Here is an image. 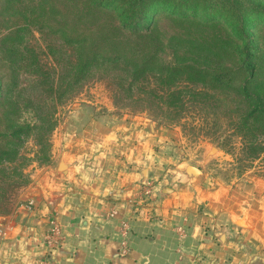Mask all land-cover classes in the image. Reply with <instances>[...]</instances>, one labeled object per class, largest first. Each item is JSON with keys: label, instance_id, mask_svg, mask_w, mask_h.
Returning <instances> with one entry per match:
<instances>
[{"label": "crops", "instance_id": "0c3cea01", "mask_svg": "<svg viewBox=\"0 0 264 264\" xmlns=\"http://www.w3.org/2000/svg\"><path fill=\"white\" fill-rule=\"evenodd\" d=\"M199 157L177 128L74 108L20 204L0 216V264H38L51 222L62 238L54 264H264V178L219 183Z\"/></svg>", "mask_w": 264, "mask_h": 264}, {"label": "rangeland", "instance_id": "374dc122", "mask_svg": "<svg viewBox=\"0 0 264 264\" xmlns=\"http://www.w3.org/2000/svg\"><path fill=\"white\" fill-rule=\"evenodd\" d=\"M39 1L20 0L12 9L4 10L0 0V40L11 31L20 30L25 58L30 56L26 49L32 50L46 76L64 96L60 99L50 96L49 90L40 84L41 79L32 71L34 69L28 67L27 59L28 63L11 65L0 51L1 95L4 96L7 90L5 85H9V93L0 106V133L5 130L3 117L8 110L14 112L16 124L39 128L21 139L23 143L14 149L12 161L0 164V216L9 215L20 204L31 170L49 160L54 130L78 107L84 108L92 117L141 115L177 128L183 145L190 154L198 157L197 161L199 156L207 157L205 167L219 183L231 184L247 173L264 178V136L244 135L237 129L236 123L244 108L237 93L217 92L182 81L170 89L173 92L170 96L168 89L161 88L154 78L132 83L120 67L112 65L92 70L84 80L71 87L69 68L74 62V51L61 40L57 33L58 23L38 17L36 5ZM154 27L164 45L160 58L166 62H175L176 58L179 61L195 59L178 40L200 39L207 34L163 15L157 16ZM250 34L255 49L252 54L262 79L264 25L257 26ZM207 62L213 68L218 64L212 60ZM223 66L231 70L230 76L238 87L242 77L237 67L227 60ZM52 125L55 129L50 132L48 129Z\"/></svg>", "mask_w": 264, "mask_h": 264}, {"label": "trees", "instance_id": "16d2710c", "mask_svg": "<svg viewBox=\"0 0 264 264\" xmlns=\"http://www.w3.org/2000/svg\"><path fill=\"white\" fill-rule=\"evenodd\" d=\"M1 1L4 10L20 2ZM36 12L39 18L58 23L61 40L74 51V62L69 68L71 87L92 70L112 65L120 67L132 83L154 78L161 88L168 89L170 96L173 94L170 89L182 81L217 92L237 93L244 104L237 129L244 135L264 136V78H259L250 34L257 26L264 25V0H40ZM160 15L207 33L200 39L178 40L195 59L179 61L176 58L175 62H166L160 58L164 45L154 27ZM21 47L20 30L11 31L0 40L5 61L17 65L25 64L27 59L28 67L34 69L50 96L63 97L64 93L46 76L34 52L26 49L30 56L25 58ZM211 60L220 65L213 68L207 62ZM225 60L231 65L234 63L241 74L238 87L230 76L231 70L223 66ZM5 86L6 97L9 85ZM4 96L0 94V106ZM14 115L8 110L3 117L5 130L0 133V164L12 161L14 149L39 129L16 124ZM54 127L52 125L48 131L52 132Z\"/></svg>", "mask_w": 264, "mask_h": 264}, {"label": "built area", "instance_id": "2783aa9c", "mask_svg": "<svg viewBox=\"0 0 264 264\" xmlns=\"http://www.w3.org/2000/svg\"><path fill=\"white\" fill-rule=\"evenodd\" d=\"M151 185L150 184H146L144 186V190H143V197H149L151 195ZM110 216H113V213L110 214ZM129 228H128V224L127 223H123L122 224V229H121V237L122 239L126 237V234L128 232ZM4 236V231L0 228V240L1 238H3ZM44 242L45 245L48 249V253L46 256H44L39 262L38 264H54L51 261V253L53 250L57 249L59 247V245L62 242V238L60 236V231L59 228L57 227V225L54 222H51L50 224V229L48 231V233L46 234L45 238H44ZM120 254L122 256H126L127 255V247L125 245V242L122 241L121 242V250H120Z\"/></svg>", "mask_w": 264, "mask_h": 264}]
</instances>
